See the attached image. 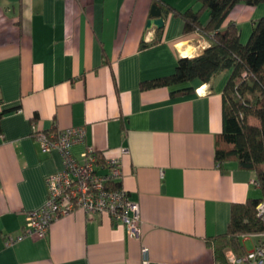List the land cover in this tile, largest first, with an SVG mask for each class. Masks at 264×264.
Returning <instances> with one entry per match:
<instances>
[{
	"label": "crops",
	"instance_id": "obj_1",
	"mask_svg": "<svg viewBox=\"0 0 264 264\" xmlns=\"http://www.w3.org/2000/svg\"><path fill=\"white\" fill-rule=\"evenodd\" d=\"M152 2L0 0V109L7 111L0 117V264H142V248L147 264H221L208 239L226 231L231 203L258 197L259 188L252 171L214 159L224 77L193 82L184 94L141 87L208 45L197 32L183 34L179 17L162 14L160 40L140 48L155 38L157 28L146 27ZM263 15L264 3L238 4L223 27L237 25L244 42ZM207 18L202 12L201 22ZM72 127L84 134L69 146L73 159L82 162L88 149L119 159L116 181L137 205L138 234L76 209L44 237L6 245L22 233L25 212L45 203V177L63 166L57 149L42 152L38 134ZM255 240L240 237L243 253Z\"/></svg>",
	"mask_w": 264,
	"mask_h": 264
},
{
	"label": "trees",
	"instance_id": "obj_2",
	"mask_svg": "<svg viewBox=\"0 0 264 264\" xmlns=\"http://www.w3.org/2000/svg\"><path fill=\"white\" fill-rule=\"evenodd\" d=\"M191 6L179 10L161 0H153L161 14H171L183 22V34L197 32L208 45L200 53L179 57L174 71L142 83V88L174 87L171 95L189 93L193 82L208 83L217 76L224 77L222 86V129L215 137L214 159L218 166L235 161L237 166L253 172L260 195L230 205L226 231L210 240L214 258L227 263V251L243 254L240 237L264 231V221L257 215V205L264 201V15L251 24L246 42H241L239 27L223 23L238 4L257 6L264 0H193ZM206 11L208 18L202 23L200 16ZM162 27L155 30V38L140 43L148 47L160 40ZM176 87V88H175ZM1 104V102H0ZM5 112L0 109V117ZM49 135V133H46ZM99 167L104 157L95 151ZM111 188L120 189L121 182L111 181Z\"/></svg>",
	"mask_w": 264,
	"mask_h": 264
},
{
	"label": "built area",
	"instance_id": "obj_3",
	"mask_svg": "<svg viewBox=\"0 0 264 264\" xmlns=\"http://www.w3.org/2000/svg\"><path fill=\"white\" fill-rule=\"evenodd\" d=\"M200 93V88L196 89ZM81 128L72 127L52 135L38 134L42 152L54 148L62 157V169L45 177L47 199L38 209L25 212L23 231L15 237H8L6 245L26 237L41 238L47 234L50 224L68 213L80 209L87 214H106L124 225L129 235L138 234V208L128 201L126 192L111 188V181L121 176L118 158H104L99 167L95 150L83 153V161L78 162L69 153V146L83 138ZM99 168L107 170L97 173ZM257 215L264 221V201L257 207ZM255 238L254 247L241 254H228V264H264V231L248 234ZM142 264H147L146 249L142 248Z\"/></svg>",
	"mask_w": 264,
	"mask_h": 264
},
{
	"label": "water",
	"instance_id": "obj_4",
	"mask_svg": "<svg viewBox=\"0 0 264 264\" xmlns=\"http://www.w3.org/2000/svg\"><path fill=\"white\" fill-rule=\"evenodd\" d=\"M154 26L160 28L163 26V16L160 8L156 4H152L149 12V18L146 22V27Z\"/></svg>",
	"mask_w": 264,
	"mask_h": 264
},
{
	"label": "rangeland",
	"instance_id": "obj_5",
	"mask_svg": "<svg viewBox=\"0 0 264 264\" xmlns=\"http://www.w3.org/2000/svg\"><path fill=\"white\" fill-rule=\"evenodd\" d=\"M205 14H206V13H205ZM244 42H246V41H244ZM244 42H243V43H244Z\"/></svg>",
	"mask_w": 264,
	"mask_h": 264
}]
</instances>
